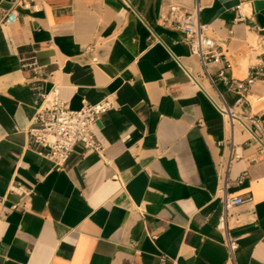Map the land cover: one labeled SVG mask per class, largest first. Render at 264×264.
<instances>
[{
	"label": "crops",
	"instance_id": "0c3cea01",
	"mask_svg": "<svg viewBox=\"0 0 264 264\" xmlns=\"http://www.w3.org/2000/svg\"><path fill=\"white\" fill-rule=\"evenodd\" d=\"M18 1L0 0V18L15 15L0 24V264H264V148L227 125L183 32L160 22L170 4H198L226 74L243 80L264 62L251 0L218 15L219 0ZM222 66L207 69L227 104L264 119V80L235 103ZM57 83L70 109L114 104L93 126L101 151L76 144L62 169L27 136L37 92ZM224 181L227 196L251 200L224 209Z\"/></svg>",
	"mask_w": 264,
	"mask_h": 264
},
{
	"label": "built area",
	"instance_id": "2783aa9c",
	"mask_svg": "<svg viewBox=\"0 0 264 264\" xmlns=\"http://www.w3.org/2000/svg\"><path fill=\"white\" fill-rule=\"evenodd\" d=\"M17 3L21 4L23 8L34 10L40 9L42 4L41 1L35 2V0H19ZM235 7L240 9L239 5ZM199 10L198 4L190 10H184L177 4H170L167 10L160 15V22L183 32L184 42L187 44L190 54L197 57L203 72L216 92L218 101L212 99V102L223 118L227 114L225 118L227 125L232 128L234 124H239L261 148H264V119L257 115L241 116L237 114L224 100L207 69L209 62L222 60L223 66L218 70L217 77L237 95L235 103H240L246 99V95L256 80H264V62L257 67H253L250 74L243 80L230 78L226 74L229 63L217 51L216 41L208 34V24L200 21ZM14 19L13 11L7 10L0 18V24H11ZM86 51L94 54V45L88 44ZM91 60L93 63L98 62L96 55H93ZM22 66H30L33 70L36 69L34 61L30 63L23 62ZM37 95L38 101L30 118L27 136L29 144L37 148L36 153L39 156L49 160L53 168L62 169L76 144L97 153L101 151L102 147L96 138L93 126H95L100 115L114 107L110 98L104 97L94 103L85 102L80 108L73 110L67 106L66 101L61 97V85L58 83L53 84L46 92H37ZM232 150L233 143L231 141L229 159L233 156ZM243 179V175L239 176L236 183L240 184ZM226 188L227 183L224 181L221 188L224 209L251 200L250 196L246 198L241 196L229 197L225 193ZM216 227L222 231L223 243L229 256L233 257L237 248V240L229 232L225 213L218 217ZM164 262L165 255H160L158 263L164 264Z\"/></svg>",
	"mask_w": 264,
	"mask_h": 264
},
{
	"label": "water",
	"instance_id": "95a60500",
	"mask_svg": "<svg viewBox=\"0 0 264 264\" xmlns=\"http://www.w3.org/2000/svg\"><path fill=\"white\" fill-rule=\"evenodd\" d=\"M222 6L217 10L216 15L220 14L226 9H230L239 5L240 0H219ZM251 13L255 19L256 24L260 27V34L264 35V0H251Z\"/></svg>",
	"mask_w": 264,
	"mask_h": 264
},
{
	"label": "bare ground",
	"instance_id": "6f19581e",
	"mask_svg": "<svg viewBox=\"0 0 264 264\" xmlns=\"http://www.w3.org/2000/svg\"><path fill=\"white\" fill-rule=\"evenodd\" d=\"M225 117H227V114H225Z\"/></svg>",
	"mask_w": 264,
	"mask_h": 264
}]
</instances>
